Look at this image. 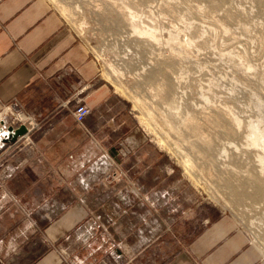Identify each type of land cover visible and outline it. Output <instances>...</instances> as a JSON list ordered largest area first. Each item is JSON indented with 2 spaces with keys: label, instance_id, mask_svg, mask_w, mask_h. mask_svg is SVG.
Returning a JSON list of instances; mask_svg holds the SVG:
<instances>
[{
  "label": "crops",
  "instance_id": "obj_1",
  "mask_svg": "<svg viewBox=\"0 0 264 264\" xmlns=\"http://www.w3.org/2000/svg\"><path fill=\"white\" fill-rule=\"evenodd\" d=\"M99 72L49 0H0V112L16 99L39 123L30 146L2 144L0 127V264H61L50 245L76 236L84 264H264L166 166L128 106L98 85ZM76 100L90 108L83 127L71 116ZM109 158L132 189L107 179L116 174Z\"/></svg>",
  "mask_w": 264,
  "mask_h": 264
},
{
  "label": "rangeland",
  "instance_id": "obj_2",
  "mask_svg": "<svg viewBox=\"0 0 264 264\" xmlns=\"http://www.w3.org/2000/svg\"><path fill=\"white\" fill-rule=\"evenodd\" d=\"M54 2L98 60V85L203 206L247 219L264 210V145L252 144L253 129L264 136V0Z\"/></svg>",
  "mask_w": 264,
  "mask_h": 264
},
{
  "label": "built area",
  "instance_id": "obj_3",
  "mask_svg": "<svg viewBox=\"0 0 264 264\" xmlns=\"http://www.w3.org/2000/svg\"><path fill=\"white\" fill-rule=\"evenodd\" d=\"M75 103L76 105L71 113V116L73 121L78 126L83 127L84 119L87 115H89L90 108L82 100H76ZM0 116V127L2 126L4 128V135H9V132L7 131L8 127L12 128L13 130L24 128L25 133L19 138L24 139L26 145H33L29 135L32 131L39 128V123L34 117L25 111L24 107L18 100L14 99L8 104H5L2 111L0 112ZM4 138H6V136ZM109 162L113 165L116 174L109 175L107 179L111 181H116L117 179L119 181L123 180L125 181L126 188L132 189L133 183L128 172L124 171L110 158ZM0 187L5 189V181L2 177H0ZM9 198L12 202H16L13 197L10 196ZM261 209L263 210L262 205L255 207L254 211H256L258 214L248 219L238 216L237 218L235 216L227 217L235 224V227L238 231L244 233L249 244L257 249L262 260H264V212H262ZM50 246L52 250L59 256L61 264H84L83 260L78 259L76 256L80 246H82L81 238L79 236H76L73 240L69 241L67 247H62L60 245ZM96 264L106 263L104 261H99Z\"/></svg>",
  "mask_w": 264,
  "mask_h": 264
},
{
  "label": "bare ground",
  "instance_id": "obj_4",
  "mask_svg": "<svg viewBox=\"0 0 264 264\" xmlns=\"http://www.w3.org/2000/svg\"><path fill=\"white\" fill-rule=\"evenodd\" d=\"M51 2H54V0H50ZM54 4H55V2H54ZM56 6H59L58 4H56ZM59 8V7H58ZM63 8V7H62ZM64 11H66V10H64ZM63 12V11H62ZM63 14V13H62ZM133 30H134V32H136V31H138V29L137 28H132ZM142 30V29H141ZM132 31V30H131ZM139 32V34L140 35H143V34H147L146 32H143V31H138ZM148 32V31H147ZM133 34V33H132ZM148 36V35H147ZM115 75L116 74H114V72H111L110 73V75H109V77H113V78H115ZM116 79V78H115ZM120 92H122L121 90H120ZM124 94V93H123ZM131 95V94H130ZM130 95H128V98H130L131 100H132V102L134 103V104H136V105H140V102L136 99V98H134V97H131ZM151 119V118H150ZM149 119V120H150ZM147 120L148 119H146V124L148 123L147 122ZM150 122V121H149ZM148 125V127L150 128L151 126V124L150 123H148L147 124ZM154 127V126H153ZM162 139V138H161ZM164 140V139H163ZM160 141V144L161 145H164V146H166V142L165 141ZM168 142V141H167ZM252 144L253 145H255V146H258V145H264V136L261 134V133H259V132H257V131H255L254 129H253V132H252ZM190 161L188 160V159H186L185 161H184V163H183V166H184V168L187 170V171H190V169H191V167H190Z\"/></svg>",
  "mask_w": 264,
  "mask_h": 264
},
{
  "label": "water",
  "instance_id": "obj_5",
  "mask_svg": "<svg viewBox=\"0 0 264 264\" xmlns=\"http://www.w3.org/2000/svg\"><path fill=\"white\" fill-rule=\"evenodd\" d=\"M7 131L9 132V135H5L6 138H3L1 140L2 144H8L16 141V139L20 136H22L25 133L24 128H19L17 130H13L12 128L8 127Z\"/></svg>",
  "mask_w": 264,
  "mask_h": 264
}]
</instances>
